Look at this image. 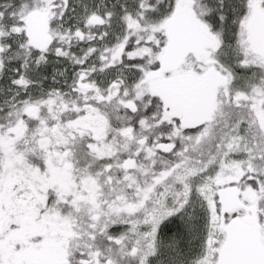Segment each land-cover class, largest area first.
Returning a JSON list of instances; mask_svg holds the SVG:
<instances>
[{"label": "snow or ice", "instance_id": "1", "mask_svg": "<svg viewBox=\"0 0 264 264\" xmlns=\"http://www.w3.org/2000/svg\"><path fill=\"white\" fill-rule=\"evenodd\" d=\"M0 264H264V0H0Z\"/></svg>", "mask_w": 264, "mask_h": 264}]
</instances>
